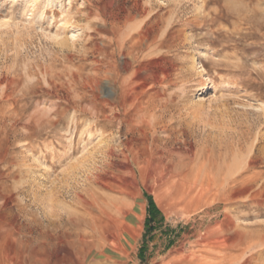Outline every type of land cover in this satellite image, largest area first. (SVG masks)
I'll use <instances>...</instances> for the list:
<instances>
[{"label": "rangeland", "instance_id": "1", "mask_svg": "<svg viewBox=\"0 0 264 264\" xmlns=\"http://www.w3.org/2000/svg\"><path fill=\"white\" fill-rule=\"evenodd\" d=\"M112 1L0 0V262L82 264L92 250L104 255L87 264H177L176 252L186 264H264V0H215L206 11H219L215 22L190 32L198 51L121 68L129 92L102 108L118 96L96 49L111 38ZM126 1L118 7L136 3ZM177 2L136 4L153 5L160 36L190 25L193 0ZM126 137L139 153L134 169L101 154ZM233 173L244 177L227 186L229 201L199 198L208 178ZM87 200L124 209L95 244L72 224Z\"/></svg>", "mask_w": 264, "mask_h": 264}, {"label": "bare ground", "instance_id": "2", "mask_svg": "<svg viewBox=\"0 0 264 264\" xmlns=\"http://www.w3.org/2000/svg\"><path fill=\"white\" fill-rule=\"evenodd\" d=\"M121 0H113L112 1V10L110 13H108L106 15V19L104 20L105 23H109L110 27H111V38H109V40H107L106 44H103V46H101L99 43L96 45V49L97 52L99 53V55H104L105 58L107 59L108 64H106L107 66L110 65V70L107 72V78H110V86L109 88H107V90H114L115 86L117 87V99H113L111 101H104L102 100L99 104L100 107H111L113 105L117 106L115 103L118 101L119 103L124 102L122 99L124 97L127 96L128 92H129V87L131 86V78L130 80L128 78H126L127 76H123L122 72H121V68L124 69L125 72H128L129 68H133L134 65H142L145 63H150V64H154L156 59H160V57L165 56L166 54L168 55V53H170L171 49L177 48V50L183 48V49H192L195 50L197 48V44L195 45L196 41H197V36L195 37L192 33H190L191 31L194 30H203L206 28V26L212 24V22H215L216 20V16L219 13L218 9H217V14H211L208 12L207 14V9L209 7V5L214 2L215 0H193V4L195 6V14L192 15V18L190 20V25H187L188 28L186 29H181V30H177L174 28V26H169V27H165L166 29H164V31L162 32V34L159 36L158 33L155 32V29L152 26L153 20L155 18H158L157 16L159 15L157 12L154 13V7L153 5L150 7L147 6H143L141 8L137 7V4L139 0H136L134 2H136L133 6H128L126 7L124 5V7H118V2ZM169 1V0H168ZM172 1V0H171ZM181 3L179 0H176V2ZM132 2V0H127L125 3H130ZM175 2V0H174ZM177 2V3H178ZM192 2V1H191ZM240 2V1H239ZM123 4V3H122ZM249 4V3H248ZM179 5V4H178ZM173 7V6H172ZM237 7V6H236ZM81 9V8H80ZM210 9V8H209ZM208 9V10H209ZM257 9V8H256ZM100 10V9H99ZM192 10V9H191ZM211 10V9H210ZM193 12V11H192ZM213 13V12H212ZM161 15V14H160ZM220 15V14H219ZM244 15V14H243ZM177 16V15H176ZM222 16V15H221ZM245 16V15H244ZM191 17V16H189ZM180 18V17H179ZM243 18V17H242ZM86 20V19H85ZM102 20V19H101ZM179 20V19H178ZM187 20V19H186ZM185 20V21H186ZM82 21V19H81ZM91 21V20H90ZM155 21V20H154ZM83 22V21H82ZM187 22V24H189ZM74 24V23H73ZM178 24V23H177ZM186 24V23H185ZM77 25V24H76ZM174 25V24H173ZM176 25V23H175ZM82 26V25H81ZM90 26V25H89ZM179 26V25H178ZM183 26V25H182ZM186 26V27H187ZM76 27V26H75ZM79 28V25L77 26ZM101 27V26H100ZM234 28V27H233ZM160 29V28H159ZM158 30V28H157ZM98 31V30H97ZM213 31V30H212ZM95 32V31H94ZM158 32V31H157ZM202 32V31H201ZM98 33V32H97ZM213 33V32H212ZM238 33V32H237ZM192 34V35H189ZM96 35V34H95ZM201 35V34H200ZM199 35V36H200ZM203 35V34H202ZM208 35V34H207ZM86 36V35H85ZM91 36V35H89ZM109 37V36H108ZM201 37V36H200ZM199 38V37H198ZM200 39V38H199ZM198 39V40H199ZM216 40V39H215ZM216 43V42H215ZM105 47H110L111 51L110 53H107L105 51ZM182 49V50H183ZM176 51V50H175ZM174 51V52H175ZM190 51V50H189ZM196 51V52H197ZM172 52V51H171ZM180 52V50H179ZM191 52V51H190ZM194 52V51H193ZM176 53V52H175ZM203 51H199V54L201 56ZM173 54V53H172ZM197 54V53H196ZM207 54V53H206ZM199 55V56H200ZM205 55V53H204ZM193 56V55H192ZM197 56V55H196ZM123 58L122 61V65L118 64L119 59ZM194 57V56H193ZM99 63V60L96 61ZM106 62V63H107ZM152 62V63H151ZM101 65V64H100ZM104 65V64H103ZM146 65V64H145ZM148 65V64H147ZM99 66V65H98ZM150 66V65H149ZM140 67V66H139ZM138 67V68H139ZM114 68V69H112ZM147 68V67H146ZM100 68H98L99 70ZM141 69V68H140ZM98 70H97V75H98ZM138 70V69H137ZM135 68L132 71V74L130 75L132 77V75L134 73H136ZM100 71V70H99ZM138 72V71H137ZM103 76V74H102ZM96 78V77H95ZM99 78V76H98ZM104 78V77H103ZM106 78V76H105ZM97 79V78H96ZM93 80V82H96ZM100 79V78H99ZM108 80V79H107ZM106 80V81H107ZM99 81V80H98ZM101 81V80H100ZM109 81V80H108ZM100 83V82H98ZM95 85V83H94ZM97 85V84H96ZM104 86V85H103ZM97 87V86H96ZM206 89L208 88V85L206 84L204 86ZM103 88V87H102ZM100 89V88H99ZM98 89V90H99ZM106 89V88H105ZM101 91V90H99ZM98 93V92H97ZM100 93V92H99ZM102 93H104L102 91ZM111 93V92H110ZM98 96V95H97ZM99 97V96H98ZM110 97V96H109ZM101 98V97H100ZM99 98V99H100ZM97 99V98H96ZM102 99V98H101ZM100 99V100H101ZM109 99V98H107ZM98 100V99H97ZM96 100V101H97ZM126 101V100H125ZM99 102V100H98ZM14 104V103H13ZM118 104V103H117ZM98 105V103H97ZM96 105V106H97ZM114 106V107H115ZM94 108V106H93ZM96 108V107H95ZM116 108V107H115ZM125 108V107H124ZM97 110V109H96ZM103 110V109H102ZM98 112V110H97ZM105 112V110H104ZM97 114V116H96ZM94 114L96 116L97 119H99L100 121L102 120L101 118H105L107 120L108 116L106 114H102L101 112H98ZM124 115V114H123ZM116 117V116H115ZM111 119V118H110ZM116 120V118H115ZM118 120V119H117ZM120 120V119H119ZM111 123V122H110ZM115 123V122H114ZM125 123V122H124ZM116 125V124H115ZM119 127V126H118ZM261 134V133H260ZM263 137V136H262ZM258 139V138H257ZM132 141V140H131ZM131 141L129 140V138L126 137L125 141H121L119 143V146L117 148L114 147H108L107 149L103 150V152L101 153L106 159H112L113 157H119V156H123L127 162H130L132 164L131 168H135L137 165H139L140 162V158H139V153L136 152L134 146L131 145ZM261 144V143H260ZM257 145V144H256ZM110 146V145H109ZM260 148V147H259ZM263 148V147H262ZM119 149V150H118ZM139 150V149H138ZM137 150V151H138ZM141 150V149H140ZM237 150V149H236ZM100 152V151H99ZM240 153V151H239ZM142 154V153H141ZM238 154V152H237ZM241 155V154H240ZM121 156V157H122ZM159 156V155H158ZM103 157V158H104ZM234 157V156H233ZM162 158V157H161ZM117 159V158H116ZM114 160V159H113ZM124 160V159H123ZM124 160V161H126ZM161 160V159H160ZM228 160V159H227ZM262 160V159H261ZM105 161V159H104ZM115 161V160H114ZM118 161V159H117ZM244 161V160H243ZM226 162V161H225ZM231 162V160H230ZM107 164V163H106ZM105 164V165H106ZM129 164V165H131ZM238 164V163H237ZM250 164V163H249ZM252 164V163H251ZM256 164V163H255ZM108 165V164H107ZM115 165V163H114ZM113 166V165H112ZM118 166V165H117ZM126 166H128L126 164ZM163 166V165H162ZM165 166V165H164ZM212 166V165H211ZM115 167V166H114ZM120 167V166H119ZM124 167V166H123ZM250 167V166H249ZM105 168V167H104ZM109 168H110V163H109ZM128 168V167H126ZM131 168L127 169L130 170ZM261 168V167H260ZM102 169V168H100ZM108 169V168H107ZM120 169V168H119ZM125 169V168H124ZM132 169V170H133ZM106 170V168H105ZM103 170V171H105ZM111 170V169H108ZM114 170V169H112ZM262 170V169H261ZM100 171V170H99ZM231 171V170H230ZM233 171V170H232ZM102 172V171H101ZM253 172V171H252ZM104 173V172H103ZM108 173V172H107ZM170 173V172H169ZM247 173V172H246ZM256 174V173H255ZM96 176V175H95ZM201 176V175H200ZM206 176V175H205ZM242 175H238V174H230L229 176L225 177L224 179H222L223 181H225L224 183H219L216 179H209L202 183V187H201V192H200V197L199 198H206V202H208L210 199H214V197L219 198L220 200H227L229 201V197H227V193L229 192V189L232 187L237 186V184H239L241 182L240 178L244 177H240ZM177 177V176H176ZM213 177V175H212ZM192 178V177H191ZM96 179V178H94ZM206 179V178H205ZM218 179V178H217ZM179 180V179H177ZM264 180V179H263ZM199 180H197L198 182ZM196 182V183H197ZM200 182V181H199ZM92 183V181H91ZM194 183V182H193ZM259 183V182H258ZM227 184V185H226ZM254 184V183H253ZM205 185V186H204ZM113 186V185H112ZM228 186V187H227ZM107 187V186H105ZM117 187V185H116ZM115 187V188H116ZM215 187V188H214ZM227 189V191H225L224 193H222V191L220 189L223 188ZM112 188V187H111ZM119 188V187H118ZM252 188V187H251ZM101 189V188H100ZM230 189V190H231ZM240 189V188H239ZM246 189V186H245ZM110 190V189H109ZM116 190V189H115ZM237 191V189H235ZM234 190V191H235ZM247 190V189H246ZM104 191V190H102ZM257 191V190H256ZM101 192V191H100ZM108 193V192H107ZM246 193V192H245ZM98 195V194H97ZM223 196V197H222ZM255 196V195H254ZM105 197V196H104ZM225 197V199H224ZM227 197V198H226ZM102 198V197H101ZM84 200V199H83ZM99 201V199H98ZM107 201V200H106ZM212 201V200H211ZM86 202V201H85ZM92 202V201H91ZM95 202V201H94ZM97 202V201H96ZM109 202V201H108ZM107 202V203H108ZM214 202V201H212ZM106 203V202H105ZM104 203V205H105ZM104 205H95V203H88V200L86 202V206L84 207L85 211L87 212V216L83 218L79 217L80 219L78 220H74L72 221V224L75 225V227L77 228H81V227H86L89 228V230H91L90 233L85 232H80V237L78 239H80V242L82 243H89V240H91L92 244H95L96 240H98V238H103L106 239L107 236H105L106 229L109 228V221L108 220H114L116 217L115 215L112 216V211H115L117 213H120L121 215H123V207H119L118 204L113 203L112 205L107 204ZM84 204V203H83ZM248 205V204H246ZM120 206H125V205H120ZM214 206V205H212ZM225 206V205H224ZM211 207V206H210ZM209 207V208H210ZM83 208V207H82ZM126 208V207H125ZM237 208V207H236ZM206 210V209H205ZM128 213V210H126ZM86 214V213H85ZM84 214V215H85ZM245 215V214H244ZM114 217V219H113ZM63 218V217H62ZM125 218V217H124ZM118 219V218H117ZM243 219V218H241ZM63 220V219H62ZM239 220V219H238ZM125 221V220H124ZM228 221V220H227ZM62 222V221H61ZM60 222V223H61ZM67 222V221H66ZM115 222H118V220L115 219ZM234 222V221H233ZM126 223V222H125ZM116 224V223H115ZM225 224V223H224ZM114 225V224H112ZM118 225V224H117ZM122 225V224H121ZM72 226V225H71ZM123 226V225H122ZM237 226V225H236ZM248 226V225H247ZM261 226V225H260ZM259 226V227H260ZM75 227H73V229H75ZM225 227V226H224ZM263 227V225H262ZM84 229V228H83ZM241 229V228H238ZM71 230V229H70ZM122 230V229H117ZM229 230V229H228ZM253 230V229H251ZM261 230V229H260ZM243 231V230H242ZM241 231V232H242ZM245 231V230H244ZM235 232V231H233ZM240 232V230H239ZM248 232V231H247ZM264 232V231H263ZM260 233V232H259ZM74 234V233H73ZM240 234V233H238ZM113 236V235H112ZM116 236V235H115ZM118 236V233H117ZM262 237V236H261ZM101 238V239H102ZM257 238V236H256ZM223 239V238H222ZM211 240V239H210ZM209 240V241H210ZM226 240V239H225ZM113 241V240H112ZM111 241V242H112ZM99 242V241H98ZM114 242V241H113ZM204 242V241H203ZM232 242V241H230ZM261 243H258L259 247H264V240L260 241ZM116 243V242H114ZM214 243V242H212ZM253 243V242H252ZM217 244V243H214ZM223 244V243H222ZM248 244V243H247ZM90 245V244H89ZM118 246V244H116ZM255 245V244H254ZM107 247V246H105ZM102 247L100 250L104 251V248ZM214 247V246H213ZM1 249V248H0ZM213 249V248H212ZM203 250V249H202ZM222 250V249H221ZM15 251V250H14ZM199 251V250H198ZM217 251V250H216ZM262 252H264V249H262V251H260V254H262ZM1 253V252H0ZM15 254V252H12ZM181 253V252H180ZM196 253V252H195ZM223 253V252H221ZM220 253V254H221ZM176 255L178 254V252L175 253ZM190 254V253H189ZM193 254V253H192ZM93 258H102L103 257V253H99L98 255H94L93 251H89L82 264H87L86 261L88 259L89 256H92ZM174 256L172 258V262H176L177 264H186L188 263L189 260H186L185 258H183L182 256H178L181 254H178L177 256ZM194 255V254H193ZM197 255V254H195ZM8 256V255H7ZM256 256V255H255ZM188 257V256H187ZM198 258V256H196ZM212 257V256H211ZM3 258V257H2ZM9 258V257H8ZM7 258V259H8ZM18 258V257H17ZM192 258V257H191ZM12 260V259H11ZM13 260L15 261V259L13 258ZM12 260V261H13ZM97 260V259H94ZM170 260V259H169ZM202 260V259H201ZM207 260V259H205ZM1 261V260H0ZM7 261L10 262V260L8 259ZM13 261V262H14ZM170 261V262H171ZM199 261V260H198ZM217 261V260H216ZM205 262V261H204ZM209 262V261H208ZM18 263V262H17ZM93 263V262H92ZM90 261V264H92ZM99 263V262H98ZM195 263V262H194ZM201 263V262H200ZM251 263V262H250ZM0 264H2L0 262ZM5 264V263H4ZM13 264V263H11ZM16 264V263H15ZM19 264V263H18Z\"/></svg>", "mask_w": 264, "mask_h": 264}, {"label": "trees", "instance_id": "3", "mask_svg": "<svg viewBox=\"0 0 264 264\" xmlns=\"http://www.w3.org/2000/svg\"><path fill=\"white\" fill-rule=\"evenodd\" d=\"M149 221L150 222H155V220H153V216H152V218L150 217V220H148V223H149Z\"/></svg>", "mask_w": 264, "mask_h": 264}]
</instances>
